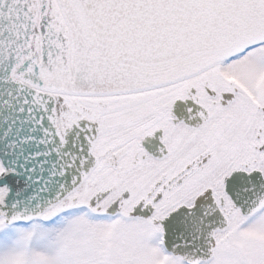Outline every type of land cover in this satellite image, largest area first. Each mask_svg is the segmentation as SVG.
I'll use <instances>...</instances> for the list:
<instances>
[{
	"label": "snow or ice",
	"instance_id": "1",
	"mask_svg": "<svg viewBox=\"0 0 264 264\" xmlns=\"http://www.w3.org/2000/svg\"><path fill=\"white\" fill-rule=\"evenodd\" d=\"M0 264H264V0H0Z\"/></svg>",
	"mask_w": 264,
	"mask_h": 264
}]
</instances>
